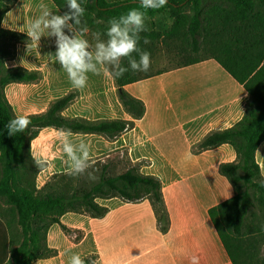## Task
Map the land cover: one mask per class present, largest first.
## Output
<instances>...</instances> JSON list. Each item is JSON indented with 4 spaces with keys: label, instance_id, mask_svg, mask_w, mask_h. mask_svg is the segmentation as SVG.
Here are the masks:
<instances>
[{
    "label": "crops",
    "instance_id": "obj_1",
    "mask_svg": "<svg viewBox=\"0 0 264 264\" xmlns=\"http://www.w3.org/2000/svg\"><path fill=\"white\" fill-rule=\"evenodd\" d=\"M40 3L56 14H64L53 0H15L0 21V29L19 35L15 42L1 39L4 48L12 52L4 59V69H24L37 76L36 80L10 81L3 86V94L14 115L45 114L58 101L73 95L74 99L60 111L63 118L84 123L132 122L131 128L114 139L98 133L72 132L70 142L78 150L80 144L86 143L90 153L87 171H94L95 176L104 164L113 162L117 172L133 166L142 175L156 177L161 183L168 217L167 229L162 230L148 198L101 199L103 203L99 204L108 211L102 217H94L101 218L100 232L92 235L98 239L97 245L82 250L81 259H89L92 264H190V257L195 255L199 257V264H234L210 210L235 196L233 184L221 173L220 167L236 163L238 154L229 143L207 150L200 147L208 135L233 128L246 113L248 91L220 63L219 51L215 50L216 46L225 48L231 36L220 35V29L213 28L197 36L203 39L204 35L211 34L205 38L207 44L215 47L211 53L189 64L155 66L143 78L124 85L126 93L144 104V114L136 118L121 101L115 78L89 74L87 86L74 89L55 61L56 37L45 32L37 49L31 44L27 26L43 14ZM174 22L168 12L156 15L152 21L146 19L148 31L142 33L162 34L148 44L153 62L175 53L173 46L178 40L171 38L177 35ZM73 27L78 31L74 24ZM87 27L93 32V28ZM64 31L72 34L67 28ZM166 34L171 36L165 38ZM222 52L230 55L229 51ZM104 67L99 66L101 72ZM59 130L53 126L40 128L30 142L32 158L47 161L36 175L37 189L43 188L54 175L69 173ZM254 157L264 180V141L255 149ZM43 177L45 180L40 183ZM68 215H76L73 221L84 224V228L74 225L76 228L87 231L94 227L93 218L86 221V215L90 214H64L47 232V246L58 253L57 258L62 252L61 220ZM89 233L78 242L69 239L70 248H83ZM45 259L48 258L37 260V264H50Z\"/></svg>",
    "mask_w": 264,
    "mask_h": 264
},
{
    "label": "trees",
    "instance_id": "obj_2",
    "mask_svg": "<svg viewBox=\"0 0 264 264\" xmlns=\"http://www.w3.org/2000/svg\"><path fill=\"white\" fill-rule=\"evenodd\" d=\"M0 0V21L3 13L14 3ZM63 13L68 11L67 0H53ZM169 0L159 10H150L146 19L152 21L156 15L168 12L174 19L175 34L179 31L201 36L213 28H220L230 40H226L225 51L230 58L220 63L248 91V103L244 118L233 128L208 135L201 144L207 150L224 143L232 144L238 154V161L223 164L220 171L228 177L235 188V196L210 210L222 240L234 262L245 264L248 251L255 242H264V221H260L252 211L254 200L264 205V180L259 174L255 162V149L264 141V20L258 24H245L242 14L248 13L253 0ZM262 3L264 0H258ZM85 14L81 19L90 28H103L113 17H119L131 8L139 7L138 0H81ZM260 2V3H261ZM231 6V9L228 8ZM233 9V10H232ZM240 10L236 16L235 11ZM241 15V16H239ZM100 22L103 25H97ZM103 22V23H102ZM73 23V22H72ZM83 23V22H82ZM74 24V23H73ZM79 31V25H75ZM106 27L105 29H107ZM139 47L148 51L149 43H154L162 34L156 32L141 33ZM165 38L170 34L163 35ZM194 36V35H193ZM13 42L19 35L0 29V199H3L16 214L17 225L23 234L19 245L12 242L10 224L3 219L0 210V264H34L37 260L52 254L47 246V232L50 226L60 222V218L69 212L90 214L93 217L104 216L108 209L96 202L97 198L109 199L121 197L127 201L148 198L154 208L162 230L167 229L168 217L164 206L161 183L153 176H145L137 167H127L117 172L113 162L103 165L95 181L87 178L88 172L81 176L69 174L54 175L41 189H37L35 178L40 170L31 156L30 142L40 128L53 126L58 129H70L72 132L98 133L114 139L132 127L127 121L79 122L63 118L60 111L73 99L69 95L41 115L27 117L28 129L9 136L5 125L16 117L3 94V86L10 81H31L37 76L24 69H4L5 57L12 52L4 48L2 38ZM138 58V54H134ZM198 59L188 60L184 64ZM123 66H128L124 60ZM115 70L113 69V74ZM130 68L122 77L115 78L118 93L126 109L136 118L144 114V104L130 96L123 86L144 76H133ZM33 128V130H32ZM111 173V174H110ZM60 180L59 183H54ZM57 184V185H56ZM264 218V217H263ZM250 219L253 223L247 222ZM263 223V224H262ZM239 259H243L240 260ZM85 264H92L89 259ZM264 264V256L261 258Z\"/></svg>",
    "mask_w": 264,
    "mask_h": 264
},
{
    "label": "clouds",
    "instance_id": "obj_3",
    "mask_svg": "<svg viewBox=\"0 0 264 264\" xmlns=\"http://www.w3.org/2000/svg\"><path fill=\"white\" fill-rule=\"evenodd\" d=\"M169 0H138L139 7L131 8L119 17H113L108 21V28L103 33L105 39H100L101 32H94L96 40L95 49L86 38L89 29L85 25L77 31L74 25H80L85 14V8L81 0H67L68 11L63 15L56 14L48 9L44 3L39 7L43 14L33 18L27 26L26 34L36 49L42 36L56 37L55 61L67 74V78L74 89H84L89 81V74L111 78H120L129 68L133 72H147L151 66L150 53L139 47L140 34L148 31L146 27V13L150 10H159L168 4ZM73 23H69V22ZM67 28L72 34L68 35ZM144 44L150 43L147 38ZM29 47V46H28ZM39 54V53H38ZM138 54V58L136 55ZM51 55V54H50ZM128 61V66H123V61ZM105 65L103 71L99 66ZM113 69L115 70L113 74ZM30 120L18 115L9 120L5 125L8 135L13 136L28 129ZM73 135L70 129H60L58 136L61 140L62 151L66 156L69 175L81 176L89 167L90 153L86 143L79 145V150L70 142ZM37 168L46 166L47 161L33 156ZM88 179L95 181L97 177L94 171L88 173ZM264 186V185H262ZM70 264H85V261L77 255L71 257ZM190 264H199L198 256L190 257Z\"/></svg>",
    "mask_w": 264,
    "mask_h": 264
},
{
    "label": "rangeland",
    "instance_id": "obj_4",
    "mask_svg": "<svg viewBox=\"0 0 264 264\" xmlns=\"http://www.w3.org/2000/svg\"><path fill=\"white\" fill-rule=\"evenodd\" d=\"M223 1H224L223 3H226L225 0H223ZM260 2L258 0H253L252 5L248 9L249 12L242 14V16L245 17L244 21L246 22V21L250 20L252 26L255 24H258V26H260V24L264 20V2L263 3L262 2L260 3ZM228 8L231 9V6H228ZM235 13L237 16L239 13H241V11L236 10ZM239 16H241V15H239ZM82 22L79 25L80 28H83L86 25L84 23V19H82ZM245 24H248V22H246ZM97 25H103V24L98 22ZM108 26L109 25L106 24L101 29L96 27L95 29H93V32L88 31V33L86 34V38L89 40L90 44L92 45V47L94 49H95L96 40L93 36V33L97 32V31L101 32L100 39H105L106 37H104V35L102 33H105V31H106L105 28ZM208 32H210V31H208ZM189 34H190L189 32H186L184 30L177 32V35L171 37V38L176 37V39L178 40L177 44L173 46V48H175V53L172 56L169 55L166 57H162L163 59L160 58V61H157V62H153L151 59V66L147 72H136L133 76L139 77V76H142L144 74H148V73L154 71L155 66H160L162 68H169V67L175 66L177 64H180L182 62H186L188 60L198 59L202 56H205V55L211 53L213 51V49L215 48V47L212 48L211 45L207 44V39H205V38H207L208 35H211L210 33L204 35L203 39H198L197 35H195L193 33H192V37ZM219 34L220 35L222 34L225 36V33L222 32L221 30H219ZM175 42L176 41L173 40V43H175ZM215 50H216V52L219 51L217 53L219 54V57L222 58L224 61L229 60L231 55H229V56L224 55L222 52V50H224V49L222 47L220 49V47L216 46ZM220 50L222 53L220 52ZM32 130H33V128H32ZM87 178H88V176H87ZM43 180H45V177L40 178L39 182L41 183V182H43ZM59 182H61V181L58 180L57 182H54V183H59ZM101 199L102 198H97L96 202L97 203H103V200H101ZM254 204L256 206H255V208L252 209V211L255 213V215L258 218H260V221L263 222L264 221V218H263L264 217V205L263 204L260 205L256 199L254 200ZM0 210H1V214H2L3 219L6 220L10 224L12 242L15 245H19L23 240V234L21 233L20 227L17 225L16 214L14 213V211H12V209L8 205H6V203L3 199H0ZM86 216H87L86 217L87 222L91 218L94 219L93 220L94 227H93V229L92 228L87 229V231H89L91 233H89L88 237L84 240L83 248H81L79 250L78 249L74 250L73 248H70V243L68 242V240L70 239L73 242H78L84 238V234L87 231L84 229H79V228L75 227V226H79L81 228H84V224H77L73 221L74 219H72V218L77 217L76 215H68L67 218H64L63 220H61L63 227L60 226V231H62V234H61L62 235V241H61V247H60L62 252H61L60 256H58V258H57L56 256L58 253L56 254V252L53 251L52 254H50L47 257L48 259H45V260H48V262L50 264H53V263L70 264L71 257L73 255L78 254L81 257V256H83V253H81L82 250H85L86 248H87V250L92 249L94 246L97 245L96 242L98 239H96L95 237H92V235H95L96 233L100 232L101 218L91 217L92 215L91 216L86 215ZM68 219H70V220L68 221ZM247 222H251V220L248 219ZM253 223L251 222V223H249V225H252ZM55 227H57V226H55ZM94 239H96V240H94ZM93 255L95 256V254H93ZM263 256H264V242H262L260 239H258L257 242H255L254 246L252 247V250L248 251V256H247L248 259L246 260L245 264H262L261 258ZM54 257H56V258H54ZM52 258H54V259H52ZM240 260H243V259H239V261ZM34 264H37V261Z\"/></svg>",
    "mask_w": 264,
    "mask_h": 264
}]
</instances>
